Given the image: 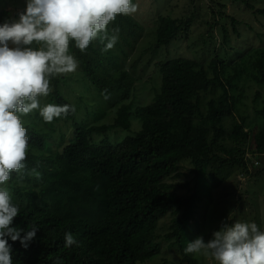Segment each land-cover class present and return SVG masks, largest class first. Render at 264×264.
<instances>
[{
	"label": "trees",
	"instance_id": "1",
	"mask_svg": "<svg viewBox=\"0 0 264 264\" xmlns=\"http://www.w3.org/2000/svg\"><path fill=\"white\" fill-rule=\"evenodd\" d=\"M9 1L0 0V23L23 10L15 9L11 16ZM236 1L243 2L251 16H264V7L255 9L248 1ZM252 1L260 5L263 2ZM210 2L212 17L224 15V3ZM228 19L231 33L239 37L238 26L243 22ZM154 21V49L161 50L186 38L192 19H176L169 12L156 15ZM207 24L209 37L215 23ZM110 27L130 34L137 24L128 16L118 15ZM220 33L225 43V27ZM195 45L188 46L195 57L178 54L154 62L160 76L158 89L149 104L137 105L129 91L128 72L122 70L116 79L111 76L120 63L118 55H107L109 50H104L100 40H94L84 52L70 42L78 70L115 109V119L110 125L85 126L83 121H77L75 111L69 112L60 117L69 124L67 131L54 141L45 128L32 121V116H23L29 137L25 167L13 172L6 186L13 202L20 206L12 226L25 231L32 225L38 228L27 248L19 241H8L13 264H142L161 254L163 242L176 247L180 264H196L195 257L184 249L190 240L188 231H199L201 201L221 186L212 179L222 180L224 173L219 171L225 167L246 170L247 150L237 148L234 154L233 148L225 147L224 140L240 142L251 138L254 148L249 149L250 153L264 154V51L252 49L247 61L241 62L242 55H238L228 64L214 50L205 68V60L196 56ZM241 76L260 89L242 88L237 96L232 94L235 80ZM61 81V77L50 79L49 103L71 105L61 92L65 87H60ZM83 82L67 78L63 83L72 87L80 83L89 90ZM241 100L254 106V122L249 130H244L243 119L235 121L243 105ZM132 116L140 122L139 131L111 143L106 132L130 131ZM229 117L234 120L230 132L225 127ZM35 119L47 123L39 114ZM93 134L104 138L96 142ZM165 148L179 151L171 158L170 153L162 151ZM168 161L171 166H160ZM180 162L189 163L190 183L173 182L182 177L178 172ZM209 169L217 172L213 174ZM178 190H187L188 194L178 195ZM168 213L173 215L168 232L159 236L158 223ZM65 233H71L77 244L65 247Z\"/></svg>",
	"mask_w": 264,
	"mask_h": 264
},
{
	"label": "rangeland",
	"instance_id": "2",
	"mask_svg": "<svg viewBox=\"0 0 264 264\" xmlns=\"http://www.w3.org/2000/svg\"><path fill=\"white\" fill-rule=\"evenodd\" d=\"M217 1V0H215ZM225 4L223 10L224 15L212 17L210 13L213 3L210 0H133V3L138 5V10L135 14L128 16L133 23L137 24L130 34L125 30L118 33V41L112 49L109 50L107 55H118L120 63L111 76L113 79L118 78L119 72L126 70L130 83V93L133 95V100L137 105H147L151 102L153 93L158 89L160 83L159 73L154 66V62L158 60H166L175 55L185 57L193 56L195 54L189 49V45L195 43L197 49L196 56L201 60L204 59L205 68H207L214 56V50L218 53L221 59L229 64L230 58H236L238 55L240 61L248 60L247 55L250 54L252 49L264 51V16L256 14L251 16L250 11L245 8L243 2L230 0H219ZM253 5L255 9L264 7V0L262 5L255 3L252 0H244ZM254 2V3H253ZM25 0H11L7 4V8L12 11L11 16L14 15L15 9H24ZM214 11L216 8H213ZM170 12L173 18L186 20L192 19L189 26L190 32L186 38H183L167 49L155 50V17L156 15H166ZM229 17H234L243 24L238 26L239 37L231 33V26ZM207 23H215L213 31L210 32L208 37L207 30L209 26ZM247 24L249 28H246ZM225 27L228 34L226 35V42L223 43L221 39V28ZM113 27H110V33ZM69 51L73 55V50L69 46ZM204 52V53H202ZM154 54V55H152ZM203 55V57H200ZM149 59L148 62H146ZM77 60V59H76ZM78 61V60H77ZM105 62V61H103ZM79 68V65H78ZM68 74H61L55 77H61V84L65 85L61 92L66 99L75 108V118L77 121L84 123L85 126H99L110 125L115 119V109L109 103L102 99L101 95L93 89V86L86 82L80 70ZM67 78L83 79L84 86H88L89 90H84L82 85L77 84L73 87L64 84ZM236 87L233 89L232 94L237 96L241 89L256 91L260 87L245 78L239 77L235 80ZM83 86V87H84ZM80 88V89H79ZM248 91H246L247 93ZM247 95H244L246 97ZM251 96V94H250ZM244 100V98H243ZM242 101L240 112L235 121H244V130H249L250 123L254 122L252 116L255 115L250 101ZM129 99L125 103H128ZM49 98L41 97V106L48 104ZM135 105V106H137ZM257 107V104L256 106ZM39 114L38 110H34L28 114L32 116L33 122L40 128H45L49 137L54 141H58L59 134L67 131L68 122H63L62 118H55L51 123H40L35 119V115ZM28 115H23L27 117ZM23 116L21 119L23 120ZM131 117L130 131H123L121 129H110L106 132V136L111 143L119 142L123 137L130 136L139 131L140 122ZM61 119V121H60ZM69 122H72L69 120ZM234 120L227 118L225 127L228 132L232 130ZM49 125V126H48ZM96 142L103 139L104 136H96L93 134ZM224 145L227 149L247 150L248 154L245 155L246 170H241L236 166L222 168L219 172H223L224 178L222 180L212 179L221 185L217 189L212 190L211 197H204L200 204L203 205L199 208V231L197 234L188 231L189 239L193 241L197 237H203L207 242L212 238V233L220 230L222 223H234L236 221L254 222L261 230H264V154H252L250 150L254 148L251 138L246 141H232L230 139L224 140ZM250 149V150H249ZM164 153H170V157H174L179 151V148H168L162 150ZM163 153V152H162ZM173 154V155H171ZM168 160V159H167ZM257 163L256 165L254 163ZM172 162H163L160 166L167 168L171 166ZM178 172L182 174L178 180L173 182L186 183L192 178L188 172L190 168L188 162L178 163ZM213 170V171H212ZM209 171L217 172L215 169ZM228 174V175H227ZM211 177V176H210ZM227 178V179H226ZM219 181V182H218ZM191 186V185H190ZM178 195H187V190H178ZM199 204V205H200ZM173 215L168 213L165 217L161 218L158 223L157 233L159 236L168 232V225ZM195 234V235H194ZM189 240V242H191ZM163 242V241H162ZM194 256L196 264H217V262L208 257L199 254H189ZM179 253L174 246H169L168 242H163L161 247V254L152 257L142 264H180ZM186 264V263H182Z\"/></svg>",
	"mask_w": 264,
	"mask_h": 264
},
{
	"label": "clouds",
	"instance_id": "3",
	"mask_svg": "<svg viewBox=\"0 0 264 264\" xmlns=\"http://www.w3.org/2000/svg\"><path fill=\"white\" fill-rule=\"evenodd\" d=\"M137 10L133 0H25L22 11L0 23V264H13L9 240L27 248L38 228L32 225L25 231L12 226L20 206L13 202L6 182L25 167L29 144L21 116L38 110L51 123L74 112L68 104H40V98L52 92V77L78 68L70 42L84 52L100 40L104 50H110L118 41L119 29L110 33L108 25L118 15L130 16ZM74 244V236L65 233L64 246ZM184 251L217 264H264V230L254 222L222 223L210 240L197 237Z\"/></svg>",
	"mask_w": 264,
	"mask_h": 264
}]
</instances>
